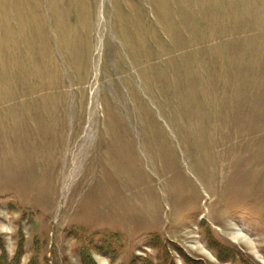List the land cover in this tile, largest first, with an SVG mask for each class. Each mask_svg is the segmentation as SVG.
Returning a JSON list of instances; mask_svg holds the SVG:
<instances>
[{"label":"rangeland","instance_id":"obj_1","mask_svg":"<svg viewBox=\"0 0 264 264\" xmlns=\"http://www.w3.org/2000/svg\"><path fill=\"white\" fill-rule=\"evenodd\" d=\"M84 252L264 264V0H0V263Z\"/></svg>","mask_w":264,"mask_h":264},{"label":"bare ground","instance_id":"obj_2","mask_svg":"<svg viewBox=\"0 0 264 264\" xmlns=\"http://www.w3.org/2000/svg\"><path fill=\"white\" fill-rule=\"evenodd\" d=\"M230 235H231V239L234 242L242 241V242L247 243L248 245L253 246L254 241L240 227H234V230L231 232Z\"/></svg>","mask_w":264,"mask_h":264},{"label":"trees","instance_id":"obj_3","mask_svg":"<svg viewBox=\"0 0 264 264\" xmlns=\"http://www.w3.org/2000/svg\"><path fill=\"white\" fill-rule=\"evenodd\" d=\"M82 257H83V261H84L85 264H93V262L91 261L92 257H91V255L88 252H84ZM14 262H16V261H14ZM14 262H8L5 258H3L2 263H0V264H15ZM192 264H207V263H205L203 261H200V262L197 261V262H193ZM237 264H255V263L249 262V261L243 259L242 261H240Z\"/></svg>","mask_w":264,"mask_h":264}]
</instances>
